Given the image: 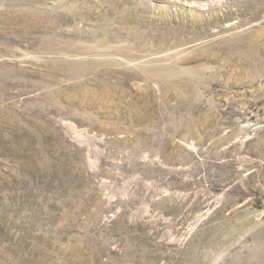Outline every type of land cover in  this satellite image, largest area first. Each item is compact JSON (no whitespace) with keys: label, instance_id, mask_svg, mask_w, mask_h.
I'll list each match as a JSON object with an SVG mask.
<instances>
[{"label":"rangeland","instance_id":"1","mask_svg":"<svg viewBox=\"0 0 264 264\" xmlns=\"http://www.w3.org/2000/svg\"><path fill=\"white\" fill-rule=\"evenodd\" d=\"M0 264H264V0H0Z\"/></svg>","mask_w":264,"mask_h":264},{"label":"bare ground","instance_id":"2","mask_svg":"<svg viewBox=\"0 0 264 264\" xmlns=\"http://www.w3.org/2000/svg\"><path fill=\"white\" fill-rule=\"evenodd\" d=\"M79 66V65H78ZM69 67V66H68ZM70 68V67H69ZM79 68V67H78Z\"/></svg>","mask_w":264,"mask_h":264}]
</instances>
